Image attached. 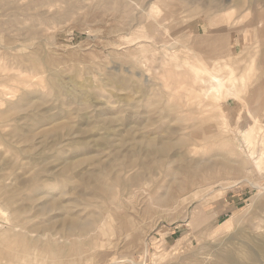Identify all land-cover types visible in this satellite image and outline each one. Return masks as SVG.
<instances>
[{
  "label": "rangeland",
  "instance_id": "1",
  "mask_svg": "<svg viewBox=\"0 0 264 264\" xmlns=\"http://www.w3.org/2000/svg\"><path fill=\"white\" fill-rule=\"evenodd\" d=\"M9 1L0 5V46H16L11 52L0 48V188L6 191L0 193L1 232H10L14 208H28L29 218L45 220L26 207L30 180L35 177L56 191V182L64 179L60 170L69 163V198L91 200L92 210L99 212L94 231L77 240L56 235L60 242H78L84 252L51 264H264V168L258 170L249 156L252 150L254 159L259 152L264 158V142L248 149L240 133L249 120L242 100L250 102L254 93L260 107L253 114L264 121V29L248 27L259 18L264 23V0H167L164 7L158 0H122L124 10L112 0ZM20 3L29 8L17 14V29L23 30L15 35L4 24L12 17V6ZM151 6L158 7V16L150 13ZM214 28L226 36L235 73L248 76L239 102L208 98L197 104L191 92L192 68H209L207 59L222 58L198 40ZM258 47L263 55H254ZM24 94L29 107L10 110ZM224 121L226 129L217 134ZM199 129L212 132L205 143L202 137L188 139L196 130L201 135ZM148 139L172 146L157 154L145 148ZM181 156L188 162L227 157L233 167H242L201 172L188 182ZM172 178H184L180 190L173 191ZM107 181L115 186L116 200L95 199L87 185L100 188ZM166 188L171 196L162 205L157 198ZM10 192L18 196L8 207ZM1 262L39 264L37 258Z\"/></svg>",
  "mask_w": 264,
  "mask_h": 264
},
{
  "label": "bare ground",
  "instance_id": "2",
  "mask_svg": "<svg viewBox=\"0 0 264 264\" xmlns=\"http://www.w3.org/2000/svg\"><path fill=\"white\" fill-rule=\"evenodd\" d=\"M12 1V0H11ZM9 1V2H11ZM14 1V0H13ZM28 1V0H27ZM107 1V0H106ZM112 1H115L116 3H120L118 4L119 7L117 8H121L122 10H124L126 8V4H121L122 0H112ZM169 1V0H168ZM174 0H172L173 2ZM105 2V1H104ZM108 2H111L110 0L107 1ZM113 2V3H115ZM158 3L157 4H160L162 3L163 4V7L164 6H167V0H159L157 1ZM6 3V0H0V5L1 4H4ZM14 3V2H13ZM11 2L10 5L13 4ZM18 3V2H17ZM27 3V2H26ZM24 3H20L19 5H14L12 6L11 10V19H8V21H6V24L4 25H9V29L13 32H15V35H19L23 29H20L18 30L17 29V26L16 24L18 23L17 22V14H21L22 15V12H24V14L27 12L25 11V9L29 8L27 7V4ZM29 3V1H28ZM115 3V4H116ZM127 3V2H126ZM154 2H152L151 4H153ZM180 3V2H179ZM7 5L9 4L8 3V0H7ZM5 5V4H4ZM102 5V4H101ZM106 5V3L104 4ZM112 5V3L110 4L109 3V6ZM155 5V4H154ZM187 5V4H186ZM116 6V5H115ZM4 7V6H3ZM7 7V6H5ZM101 7V6H100ZM107 7V6H106ZM114 7V6H112ZM111 7V8H112ZM134 7V6H133ZM191 7V6H190ZM1 8H2V5H1ZM72 8V7H71ZM70 8V9H71ZM158 7H155V6H151L150 8V13H153V15H155L157 13V16H158ZM104 9V8H103ZM113 9V8H112ZM120 9V10H121ZM140 9V8H139ZM196 9V8H195ZM198 9V8H197ZM200 9V8H199ZM198 9V11H199ZM8 10V9H7ZM110 10V9H109ZM114 10L116 11V7L114 8ZM138 10V9H137ZM34 11V10H33ZM67 11V10H66ZM119 11V9H118ZM131 11V10H130ZM161 11V10H160ZM30 12V11H29ZM136 12V11H135ZM187 12V11H186ZM155 13V14H154ZM161 13V12H159ZM163 13V12H162ZM198 13V12H197ZM244 13V12H243ZM250 13V12H249ZM7 14V13H6ZM187 14V13H186ZM189 14V12H188ZM137 15V14H136ZM152 15V14H151ZM208 15V14H207ZM240 15V14H239ZM253 15H255L253 13ZM1 16V15H0ZM3 16V15H2ZM31 16V15H30ZM147 16H150V15H147ZM156 16V15H155ZM200 16V14H199ZM206 16V14H205ZM246 16V15H245ZM256 16V15H255ZM192 17V16H190ZM20 18V17H19ZM5 19V18H4ZM3 19V20H4ZM190 19V18H189ZM204 19V18H203ZM237 19V17L235 18V20ZM239 19V18H238ZM250 19V17H249ZM148 20V19H147ZM201 20V19H200ZM206 20V19H205ZM244 20V19H243ZM263 19L259 18V21L258 22H251V24H247L249 29L250 27L251 28H259L258 30H260L261 28L264 29V23L262 21ZM24 21V20H23ZM211 21V19H210ZM204 22V21H203ZM242 22V21H241ZM5 23V22H4ZM208 23V22H207ZM210 23V22H209ZM238 23V22H237ZM228 24V23H227ZM233 24V23H232ZM236 24V23H235ZM3 25V26H4ZM230 25V24H229ZM24 26V25H23ZM22 26V27H23ZM33 26V25H32ZM237 26V25H236ZM239 26V25H238ZM237 26V27H238ZM243 26V25H242ZM241 26V27H242ZM227 27V26H225ZM235 27V26H234ZM233 27V28H234ZM239 27V28H241ZM160 28V26L158 27ZM8 29V28H7ZM215 30H211L209 32H205L203 33L202 35H199L198 37V40H200V43L202 44V46L206 47L204 49H208L209 51L212 52V54H218V55H222V58L218 59L219 56L216 60H213L212 58L210 59H207L206 62L208 61L209 62V68H205L204 66H198L197 67H194L192 68L193 69V73H191L193 76H192V81H193V85H194V89L193 91L191 90L192 93H194V98L197 100V104L200 103L201 101H204L203 99H212V100H225V101H228V100H232L234 102H239V100L241 101V98L240 96H244L243 95V91L245 90L246 88V80H247V75L245 74H237L235 73L233 67H231L232 64L228 63L230 60V58H232L234 55L231 54V47L227 46V39H226V36L218 30V28H214ZM217 29V30H216ZM236 29V28H235ZM210 30V29H208ZM225 30V29H224ZM240 30V29H239ZM212 31H215L212 33ZM257 31V30H256ZM226 32V30H225ZM224 32V33H225ZM229 32V30H228ZM261 32V31H260ZM263 33V32H261ZM12 34V33H11ZM236 34V33H235ZM252 34V33H251ZM10 35V34H9ZM249 35V34H248ZM261 35V34H260ZM258 35V36H260ZM246 36V34H245ZM263 36V34L261 35ZM11 37V36H10ZM195 37V36H194ZM230 37V36H229ZM2 37H0L1 39ZM222 38V40H220ZM244 38V36H243ZM252 38V37H251ZM262 38H259L258 40L262 41L261 40ZM197 40V39H196ZM195 40V41H196ZM197 40V41H198ZM237 40V39H236ZM246 40V39H245ZM263 40H264V36H263ZM2 40H0L1 42ZM196 41V42H197ZM220 41H224L226 42L225 44H218ZM244 41V40H243ZM250 41V40H249ZM11 42V40L9 41V43ZM264 42V41H263ZM230 43V42H229ZM245 43V41H244ZM261 45H262V42H260ZM2 44V42H1ZM0 44V45H1ZM197 44V43H196ZM200 44V45H201ZM204 44V45H203ZM243 45V43H242ZM241 45V46H242ZM231 46V44H230ZM24 47V46H23ZM0 48H2L3 50L6 49V50H9V52H11V50L13 51L14 48H16V46H0ZM2 50V51H3ZM17 50V49H16ZM219 50V51H218ZM4 52V51H3ZM7 52V51H5ZM4 52V53H5ZM251 52V50H250ZM19 53V52H18ZM17 53V54H18ZM188 53V52H187ZM256 54H261L263 55L262 53V50L261 48H257V50H255L254 52ZM3 54V53H2ZM15 54V53H14ZM16 54V55H17ZM226 54V55H224ZM249 54V53H248ZM19 55V54H18ZM1 56V55H0ZM6 56V55H5ZM9 56V55H8ZM14 56V55H13ZM21 56V55H19ZM23 56V55H22ZM21 56V57H22ZM25 56V55H24ZM31 56V55H30ZM203 56V55H202ZM248 56V55H247ZM260 56V55H259ZM18 57V56H17ZM215 57V56H214ZM8 58V57H7ZM27 58V57H25ZM24 58V59H25ZM225 58H228V59H225ZM254 58V57H252ZM250 58V59H252ZM261 58V56H260ZM1 59V58H0ZM16 59V58H15ZM14 59V60H15ZM262 59V58H261ZM20 60V58H19ZM255 60H257L255 58ZM27 61V60H26ZM16 63V61H14ZM29 62V61H28ZM198 62V61H197ZM207 62V63H208ZM14 63V64H15ZM25 63V62H24ZM27 63V62H26ZM262 63H264L262 61ZM17 64V63H16ZM206 64V63H205ZM254 64V63H253ZM251 64V66L253 65ZM31 65V64H30ZM186 65H189V64H186ZM207 65V64H206ZM208 66V65H207ZM248 66L247 65L245 68L248 69ZM187 67V66H186ZM256 67V65H255ZM253 68L252 71L254 70V67H251ZM191 69V67H190ZM1 70L3 71V68H1ZM243 70V69H242ZM255 71V70H254ZM252 72L250 73L248 71V73L252 74L254 76V73L255 72ZM242 72V71H241ZM1 73V71H0ZM249 74V75H250ZM257 74V73H256ZM250 79L252 77H249ZM258 80L256 77L254 78V80ZM263 79V78H262ZM253 80V79H251ZM255 80V81H256ZM259 83V82H258ZM167 84V83H166ZM250 84V83H249ZM248 84V85H249ZM52 85V84H51ZM50 85V86H51ZM255 85V83L253 84ZM264 86V82H262V84ZM172 86V85H170ZM189 86V85H188ZM187 86V87H188ZM252 86V85H251ZM52 87V86H51ZM173 87V86H172ZM177 87V86H176ZM250 86H248L249 88ZM58 88V87H57ZM252 88V87H250ZM55 89V88H54ZM189 90V89H188ZM190 92V91H189ZM253 91H251L252 93ZM31 93V92H30ZM35 93V92H34ZM245 93V92H244ZM254 93V92H253ZM252 93V94H253ZM28 94V93H27ZM189 94V93H188ZM247 94V93H246ZM245 94V95H246ZM30 95V94H29ZM35 95V94H34ZM43 95V94H42ZM165 95V94H164ZM250 95V94H249ZM39 96V95H38ZM159 96V95H157ZM193 96V95H192ZM55 97V96H54ZM247 97V96H246ZM33 98V97H32ZM192 98V97H191ZM34 99V98H33ZM156 99V98H155ZM161 99V98H160ZM193 99V98H192ZM250 99V102L248 100H242L243 104L242 105V108H244L245 110V114L247 115L248 117V123H246V126L245 128L242 127L244 130L241 131L240 133L242 134V141L244 142L245 146H247L248 149H250V146L253 144L256 145V143H260L262 144L264 142V121L261 120L260 116L258 115H254L253 112H256L258 111L257 109L260 107L257 108V104L259 103L260 104V101H259V97L258 95H256V93H254L253 95H251V97L249 98ZM29 100L30 98L28 96H26V94H24L22 97H20V100L18 102H16L14 105L11 104V107L9 108L10 110L14 109L18 110V109H22L29 104ZM157 100V99H156ZM155 100V101H156ZM171 100V99H170ZM169 100V101H170ZM163 101V100H162ZM165 101V100H164ZM193 101V100H192ZM206 101V100H205ZM262 101V100H261ZM207 102V101H206ZM209 102V101H208ZM207 102V103H208ZM214 102V101H213ZM213 102H209V103H213ZM219 102V101H218ZM205 103V102H204ZM252 103V106H250L249 104ZM194 104V103H193ZM196 104V103H195ZM202 104V102H201ZM214 104V103H213ZM10 105V104H9ZM31 105V104H30ZM192 105V104H190ZM200 105V104H199ZM210 105V104H209ZM257 105V106H256ZM207 107H209L207 104H206ZM211 106V105H210ZM221 106V105H220ZM29 107V106H27ZM202 107V106H201ZM218 107V106H217ZM216 107V108H217ZM200 108V107H199ZM208 109V108H207ZM220 109V108H219ZM206 110V109H205ZM204 109L203 110H198L200 111V113H203L201 111H205ZM97 111V110H95ZM207 111V110H206ZM212 111H215V110H212ZM218 111V110H217ZM222 111V110H220ZM261 111V110H260ZM197 112V111H196ZM241 112V111H240ZM263 112V111H262ZM199 113V112H198ZM233 113V112H232ZM242 113H243V110H242ZM242 113H240L242 115ZM102 114V112H101ZM104 114V113H103ZM102 114V115H103ZM210 114V113H209ZM226 114V113H224ZM223 115V113H222ZM260 115V114H259ZM220 116V115H218ZM218 116H214L213 118L215 117H218ZM225 116V115H224ZM239 116V115H237ZM221 117V116H220ZM219 117V118H220ZM226 117V116H225ZM224 117V119H225ZM99 118V117H98ZM179 118V117H178ZM181 118V116H180ZM179 118V119H180ZM196 118V117H195ZM240 118V117H239ZM239 118L237 117L236 120L238 121ZM184 119V118H183ZM204 120V118H202ZM230 119V117H229ZM207 120V119H206ZM209 120V118H208ZM207 120V122H208ZM210 121V120H209ZM226 121V119H225ZM225 121L223 122L224 124V127H222L223 124H220V126H217V134L218 133H222L223 132V128L226 129V124H225ZM236 121V122H237ZM241 121V120H240ZM232 122V120H231ZM229 122V123H231ZM246 122V120H245ZM220 123V122H219ZM222 123V121H221ZM239 123V122H238ZM237 123V124H238ZM242 123V122H241ZM235 123V125H237ZM205 125V123H204ZM208 125H209V122H208ZM212 124H210L211 126ZM218 125V124H217ZM229 125V124H228ZM231 125V124H230ZM243 125V124H242ZM214 124L211 126L213 127ZM238 126V125H237ZM236 126V127H237ZM240 126V125H239ZM238 126V127H239ZM215 127V126H214ZM233 127V126H232ZM197 127H195L196 129ZM205 128V127H204ZM241 126L238 128L240 129ZM194 129V130H195ZM224 129V130H225ZM200 130V129H199ZM216 130V129H215ZM201 131V130H200ZM203 131V129H202ZM201 131V135L196 131L193 132L192 136H189L188 139H191V140H198V138L202 137V140L205 141L209 139V134L211 135V133L209 132H202ZM237 131L239 132V130H236L235 133H237ZM116 132V131H115ZM234 132V130H233ZM227 133V132H226ZM224 133V134H226ZM216 134V135H217ZM223 134V133H222ZM230 134V133H229ZM234 134V133H232ZM220 135V134H219ZM236 135V134H235ZM223 136V135H221ZM238 136V135H237ZM186 137V136H185ZM220 137V136H219ZM219 137L217 138H213V139H218ZM181 138V137H180ZM187 138V137H186ZM199 138V139H200ZM236 138V137H235ZM183 139V138H181ZM180 139V140H181ZM185 139V138H184ZM201 140V139H200ZM220 140V139H219ZM163 141V140H162ZM202 141V142H203ZM216 141V140H215ZM214 141V142H215ZM194 142V141H193ZM197 142V141H196ZM196 142L194 143V145L196 144ZM199 142V141H198ZM208 142V141H207ZM210 142V140H209ZM212 143H214L213 141H211ZM217 142V141H216ZM219 142V141H218ZM256 142V143H255ZM220 143V142H219ZM202 143H200L201 145ZM210 144V143H209ZM218 144V143H217ZM259 144V146H260ZM188 145V144H187ZM191 145V144H190ZM198 145V144H197ZM215 145V144H213ZM220 145V144H219ZM233 145V143L231 144ZM235 145V144H234ZM239 145V144H238ZM241 145V144H240ZM172 144L169 143V142H156L155 140L153 139H148L145 141V148L147 147V149H149V151H153L157 154H164L165 152H167L170 148H171ZM185 146V145H184ZM193 146V145H192ZM244 146V145H243ZM254 146V145H253ZM189 147V146H188ZM219 147V146H218ZM257 147V145L255 146V148ZM194 148H196L194 146ZM201 148V146L199 147ZM203 148V147H202ZM217 148V146H216ZM215 148V149H216ZM237 148V147H236ZM254 148V147H253ZM254 148V149H255ZM187 149V148H185ZM198 149V147H197ZM205 149V147H204ZM231 149V148H230ZM240 149V148H239ZM242 149V148H241ZM259 149V147H258ZM199 150V149H198ZM206 150V149H205ZM218 150V149H217ZM194 151V150H193ZM196 151V150H195ZM201 151V150H200ZM204 151V150H203ZM216 151V150H215ZM221 151V150H220ZM228 151V150H227ZM232 151V149H231ZM243 151V150H242ZM248 151V150H247ZM255 151H258L257 149ZM197 152V151H196ZM218 152V151H217ZM239 152V151H238ZM184 153V152H183ZM228 153H230L228 151ZM233 152H231L230 154H232ZM255 153V152H254ZM257 153V152H256ZM226 154V153H225ZM240 154V153H239ZM250 154V155H249ZM249 156L253 159L252 161L254 162L255 166L258 168V170L260 169H263L264 168V158H263V154H261L260 152L257 153L258 156L256 157V159H254V154H253V151L252 150H249ZM189 155V154H188ZM198 155V154H196ZM221 155V154H219ZM227 155V154H226ZM225 155V156H226ZM242 155V154H241ZM199 156V155H198ZM217 156V155H216ZM223 156V155H222ZM231 156V155H230ZM211 157V156H210ZM209 157V158H210ZM215 157V156H213ZM247 157V155H246ZM208 158V156H207ZM199 159V160H194V161H190L188 162V160H186L185 158H183V156H181V159L183 160V164H184V168L182 170V174L185 176V180L186 181H190L192 182L194 179H196L198 177V175L201 173V172H206V171H211V170H215L216 168H218L219 170H222V171H240L241 169V165L238 164V166L236 167H233L235 166V163L234 165L232 166L231 163L233 162H229L231 160H226L227 157H222V161H212L210 159ZM218 158V157H217ZM226 158V159H225ZM229 158V156H228ZM245 158V156H244ZM244 158H240L241 161H245V160H242ZM212 159V158H211ZM249 159V158H248ZM220 160V159H219ZM237 160V159H236ZM235 160V161H236ZM239 160V161H240ZM256 160V161H255ZM251 161V160H250ZM238 162V161H237ZM236 162V164H237ZM246 163V162H245ZM183 166V165H182ZM71 168V165L69 163L65 164L61 170H60V174L61 176L64 177V179L62 181H60L59 183L56 182L57 184V187L54 186V188L57 190L56 191H52V187L50 188V186L48 187L47 185H44L43 183H39V181L34 177L33 179L30 180V183H29V188H27V190L29 189L28 192H30L28 194L27 192V195L25 196V202H27V205L26 207H29L31 210L34 209L36 211V214H37V217L43 219L44 221L41 222L42 220L37 221V220H33L30 216L26 215V212L29 211V209H24V210H19V209H16L14 208L10 214H9V220H10V226H11V230H9L10 232L7 233V230L5 231L6 233L4 232H1L0 230V259L1 258H6L8 260H11V261H14V262H19L20 260L21 261H28V262H31L33 260V258H37L38 259V262L39 264H48V263H53L55 260H61L62 258L66 257V256H69V255H75V254H78L79 252H84V248L82 249V251H80V248L79 247V244L78 242H73V243H66V241H62L60 242L58 240V238H64L63 240H65L67 237L69 236H73L74 240L76 239L77 240V236H82V235H85L87 233H89V231L93 230L94 226H95V222L97 221V213L96 212H99L97 211V209L95 211L92 210V205L90 203V201H87L85 200L84 202L83 201H80V200H83V199H80L78 200L75 199V198H69V191L66 190V186L67 184L69 183H72L71 182V179H69L68 177V173H69V170ZM246 168V167H245ZM256 168V169H257ZM175 172V171H174ZM168 174V173H167ZM172 174V172H171ZM173 174H176L173 173ZM209 174V173H208ZM170 175V174H169ZM205 175V174H204ZM203 175V176H204ZM67 177V178H66ZM168 177V176H167ZM207 177V176H206ZM169 178V177H168ZM184 178L182 180H179L177 178H172L170 181L171 183L174 185H172V187H174L173 191L174 190H180L183 186L182 183H185V180ZM104 179V178H103ZM101 180V179H99ZM105 181V180H104ZM184 181V182H183ZM108 182V181H107ZM187 182V183H188ZM116 183V182H115ZM100 188L96 185H87V187L90 189L92 188V194L94 196L95 199H101V198H104L108 201H115L116 199H114L115 197V193L113 191L114 189V185H111L110 182L108 183H101L100 182ZM52 185V184H51ZM102 186V187H101ZM28 187V186H27ZM8 188V186H7ZM6 188V190H7ZM53 188V189H54ZM117 188V187H116ZM118 189V188H117ZM115 190V189H114ZM8 191V190H7ZM12 191V190H11ZM6 191L4 190V187L3 188H0V193H1V196L5 193ZM3 193V194H2ZM118 193V192H117ZM18 193L17 192H10L9 193V196L6 198L5 200V205L10 207V206H14L15 203H16V200H17V195ZM0 196V197H1ZM158 196V195H157ZM171 196V189L169 188H166L165 189V192L162 193V195H160L159 198H157V201L159 203H162V205L166 204L168 198ZM4 198V196H3ZM67 198L68 200L64 201V199ZM93 198V199H94ZM19 199V197H18ZM99 199V200H100ZM103 199V200H104ZM4 200V199H3ZM1 202L4 203V201L1 200ZM102 202V201H101ZM2 205V204H1ZM4 206V205H3ZM25 207V208H26ZM1 208V207H0ZM99 208V207H98ZM101 208V207H100ZM23 209V208H22ZM103 209V208H102ZM264 209V208H263ZM2 209H0L1 211ZM31 210H30V213H31ZM3 211H5V209H3ZM30 213H28L29 215H31ZM4 214V213H3ZM33 215V214H32ZM35 216V215H34ZM36 217V218H37ZM100 217V216H99ZM6 218V217H5ZM33 221H37V222H33ZM8 221V220H7ZM1 222V221H0ZM229 222V221H228ZM228 222H224L222 225L226 226L228 225ZM5 223V222H4ZM9 225V224H7ZM9 227V226H8ZM16 227H20L21 229L19 230H14ZM10 228V227H9ZM96 228V227H95ZM94 228V229H95ZM24 230V232L22 231ZM94 231V230H93ZM93 233V232H92ZM35 234V235H33ZM94 234V233H93ZM93 234L92 237H93ZM56 235H59L58 238H56ZM90 235V237H91ZM76 236V237H74ZM88 236V235H87ZM72 238V239H73ZM100 238V237H99ZM70 239V238H69ZM96 239V238H95ZM95 239H94V242H95ZM91 240L90 239V243H91ZM71 241V239L69 240ZM81 241V240H80ZM72 242V241H71ZM93 242V240H92ZM83 243V242H81ZM85 243V242H84ZM82 246V245H80ZM82 252V253H83ZM70 257V256H69ZM68 258V257H67ZM2 264V262H1Z\"/></svg>",
  "mask_w": 264,
  "mask_h": 264
}]
</instances>
